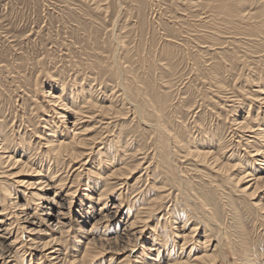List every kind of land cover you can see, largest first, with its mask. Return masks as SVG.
<instances>
[{
  "label": "rangeland",
  "instance_id": "obj_1",
  "mask_svg": "<svg viewBox=\"0 0 264 264\" xmlns=\"http://www.w3.org/2000/svg\"><path fill=\"white\" fill-rule=\"evenodd\" d=\"M72 90L91 95L82 120L93 152L83 162L95 161L111 187L106 205L82 197L93 166L46 152L63 128L57 114ZM133 104L146 113L144 123ZM148 122L161 123L172 139L162 140ZM246 122L264 129V0H0V220L28 213L31 235L49 240V203L37 199L36 182L59 163L44 189L55 197L52 184L62 178L65 189H76V206L62 219L71 226L55 245L62 251L56 264L79 260L92 236V251L102 252L87 264H118L129 252L119 243L117 254L106 241L128 233L138 215L146 227L129 246V264H154L156 250L164 264L183 261L181 236L195 221L222 238L227 260L215 264H264V183L253 192L251 175L238 181L244 169L256 174L263 159L254 133L243 135ZM105 154L110 166L101 161ZM9 193L13 204L3 210ZM113 205L118 214L92 227ZM6 237L9 245L13 237ZM154 239V255L142 254ZM17 254L12 264H50L37 260L39 252L32 261Z\"/></svg>",
  "mask_w": 264,
  "mask_h": 264
},
{
  "label": "bare ground",
  "instance_id": "obj_2",
  "mask_svg": "<svg viewBox=\"0 0 264 264\" xmlns=\"http://www.w3.org/2000/svg\"><path fill=\"white\" fill-rule=\"evenodd\" d=\"M119 71L117 73L119 76H121L123 73L121 74V73H119ZM117 73H115V75ZM123 80H124V77H123ZM121 86H122L121 90H122L123 94L128 98L127 88L125 87V85H123L122 82H121ZM49 94L55 99L60 98V96H58L57 93L55 94L54 92H50ZM46 96H47V94H46ZM68 97H67V99H70L71 102L66 101V103L63 106H61V107H63V110L58 112V114H57L58 115L57 119H59V122L62 124L61 126L63 128H61L58 135H52V136L50 135L51 137L47 142L48 146H47L46 152H49V154L51 153V155L55 158H62L63 160H69V164L72 161L75 162L76 160H77L76 161L77 163H81V162H83L85 157L91 158L90 154H92V152H93V149L89 148L90 138H87V135H86L87 131L89 129L83 128L85 124H83V120H82L84 117L83 114L85 112L83 107L86 103H88V101H90L91 95L89 92L83 93V92H80V90L77 92L76 91L74 92L72 90L71 92H69ZM126 97H124V98H126ZM130 99H131V97H130ZM133 110L136 113V116L139 117L140 122L144 123L146 113L141 111L140 107H138V104L134 105ZM51 118H54V117H51ZM146 118H148V117H146ZM244 119H246V118H244ZM243 123H245V122H243ZM251 123L246 122V125L242 124L240 126H241V128L242 127L247 128L243 132L244 136H247V134H246L247 132L254 133V136L256 137L255 139L259 140L261 145H263V148H258L255 151L256 152L255 155L261 156V158H263V159H261L262 162H261V164L258 165L259 167L256 169V171H257L256 174H254L251 171H247V169H244L242 172L244 175H242L238 179V181L243 176L247 177V176L251 175L252 176L251 179L254 180L253 184H256V182L258 184L260 182L264 183V129L260 128V124L255 123L254 125L253 124L251 125ZM54 125H55V122H54ZM146 125L153 128L161 136L162 140H164L163 137H166V136H167V139H169V140L172 139V137H170L168 131H166V128L161 123L148 122V123H146ZM251 137H252V135H251ZM246 139L249 140V137H247ZM219 140H221V138ZM162 143H164V141ZM249 143L251 144L252 142H249ZM89 150H90V152H88ZM199 150L195 151V153L193 151L189 150L188 154H194L195 157H199V156L201 157V156H203V154L205 152H202ZM211 152L212 151H210L209 153H211ZM205 160H207V159H205ZM253 160L256 161L257 158H254ZM101 161L104 162L106 165L110 166L113 162V158L110 157L108 154L107 155L105 154V156L101 159ZM17 162H19V160L15 161V163H17ZM94 162L95 161L91 162V160H90V162H89L88 160H86L85 162H83L81 164L80 167H78V168H81L84 165L85 166L86 165L93 166L92 167L93 170H90V168L88 170V171H90L92 178L88 181V183L86 182L87 183L86 188L83 189L85 191V193L82 194V197L85 196L88 199H91L97 203L104 202V204L106 205L107 201L105 200V198L108 199L107 196L110 193L111 187L109 185L105 184V179L104 180L101 179L102 173L99 172L100 167L96 166V162L95 163ZM208 162H209V158H208ZM58 165H59V163L54 165L53 168L51 166L48 167L47 171H46L48 177L47 176L43 177V178L40 177V178H38L39 181L36 182V184H38V187L40 188V189L39 188H37V189H39V191L41 190V192L36 193L37 199L40 200L41 202L47 201L49 203L48 211L45 210V216L48 219V221L52 222L51 224L54 226V228L49 227L52 231V233H50L49 235L47 234L50 237V239L46 240L45 242H42L40 239V235H39L40 233L38 234L37 231L35 232V233H37L36 236L31 235L33 229H30L29 226H27L25 224V223H30V219H29L30 216L28 213L25 214V217L24 216L23 217L12 216V215H15L14 213H18V212H14L12 215L8 214V216H11L12 218L7 217V219H5L7 221H5L4 219L0 220V256H1L0 258L3 257L4 261H2V262H4L5 264H12L16 260V254L18 252L19 253L23 252V255L29 254L30 261H32L33 258L38 257V255L35 254L36 252H39L40 253L39 255H41V257L37 258V260H42L45 258L49 261L50 264H56L55 260L59 259V256L62 253V251H60V249H59L60 247L56 248L55 245H59V243L62 241L61 239H63L64 234L69 232V230H66V228H67V226L70 227L71 225H69L68 223L65 224L62 221V219L66 218L70 214H73V211L75 210L76 203H74L75 202L74 191L76 189L72 190V188H69V187H68L69 189H67V188L65 189L64 188L65 184L63 182V179L60 178V179L56 180L55 183L52 184V188L57 189L56 196L53 198H50V196L47 195L46 192H48V190L44 189V188H45V186L47 187L48 185H50V182H52V180H50V177L53 178L54 172L57 173V170H58L57 166ZM214 166H216V165H214ZM234 167H235V165H234ZM111 168H112V170H110L111 172L107 175L108 178L115 175V171L113 170V167H111ZM217 170H219V169H217ZM220 172H221V169H220ZM249 172H250V174H249ZM51 174H52V176H51ZM44 178H47V180H45ZM231 178H232V176H231ZM48 180H50L49 183H47ZM253 184H252V186H253ZM257 184L254 187L253 192L257 189V186H258ZM34 185H35V183H34ZM30 186H31V184H30ZM248 187H250V186H248ZM58 189H60V190H58ZM66 190H68L67 194H66L67 199H64V197L62 198V196H61L62 195L61 192L66 191ZM249 194H251V193H249ZM11 197H12V195L10 193L7 194V198L10 199L9 200L10 204H8V206H6L3 210H6L12 206L13 202L11 201ZM255 204H257V203H255ZM196 205L197 204H195V206ZM54 207L58 209L57 213H56V211H54ZM112 208L114 210L113 209L109 210L106 214H99L100 216L93 222L92 227H95L96 225L100 224L101 221H103V220L105 221V219L108 217L110 218V217L116 216L119 212V205H113ZM263 208H264V205H263ZM196 209L202 215H204L206 217L203 207L197 206ZM188 214H189V212H188ZM191 218H192V215H191ZM191 218H189V219H191ZM142 219H143V217L138 215L129 223L128 227L126 226L127 227V229L125 228L126 231H129L131 233L125 232L124 235H120V236H116V237L114 236L115 237L114 240H112V238L107 239L106 242H107V244H109V248L113 249L114 247L113 246L110 247V245L114 244V246H116V250H117V249H119V246H121V244H124L122 249H124L125 251H123V252H129V254L124 259H121L120 262H118V264H129L130 259L133 255V248H135V246H136V245L134 246V243H136L141 238L142 233L145 231V227H146L145 224L139 226V222H141ZM15 222H17V224H15ZM202 223H204V222H202ZM212 224H214V223H212ZM215 224H216V227L218 226L219 230H222V226L219 223H215ZM106 225H108V223H106ZM184 227H185V224H184ZM221 232H223L224 237H225L224 231H221ZM35 233H33V234L35 235ZM42 233L44 234L45 232H42ZM27 234H29V235H27ZM6 236L13 237V239L11 240V243L9 245H6L2 242V239H4ZM217 236H219V235H217ZM181 237H182L183 242L179 245V247L181 248L182 251L184 250V260L183 261H177V260L169 259L168 262L166 261L167 264H215V263H218L219 261H222V259L227 260V258H226L227 252L225 250L222 238L219 237V239L218 238L214 239L213 235L211 233V230L208 228V226H206V225L202 226V225H200L199 222H196V221L192 222L191 223V229L189 231L184 230V233L182 234ZM6 238H8V237H6ZM86 239H87V242L85 243V249H84V251H81V257L79 255L80 259L76 260V258L78 256L74 258L75 261L73 259H70L73 261L69 262L70 261L69 260L68 261L69 264H87V262L90 261L88 259H93L98 254H100V252H102V251H100V252L99 251H92V250L98 248V245H97L98 240L95 239L94 236H92L91 238L87 237ZM156 241H157V239H154V241H153L154 244L152 247L146 248L145 246H143L142 247L143 248L142 254H144L146 252V250L148 249L147 252H149V254H151V255H154V251L156 250V247H154V246L157 245ZM100 243H101V245H103V242H100ZM119 243H121V244L119 245ZM129 246H132L133 248L129 247ZM13 248L16 251H13ZM41 249H42V251H40ZM49 249H50V251H48ZM126 249H129V250L126 251ZM156 251H157L156 259H151V260H153L154 264H164L162 262V259H159L162 252L160 250H156ZM103 252L114 253V251H103ZM120 252H122V251H120ZM117 254H118V250H117ZM54 255H56V257H54ZM111 256L114 257L115 254H112ZM133 258H134V256H133ZM10 259H12V260H10ZM147 259H150V258H147ZM9 260H10V262H8ZM144 260H146V259H144ZM65 262H66V259L63 260V263H65ZM63 263H61V264H63ZM141 264H146V263L144 261V263H141Z\"/></svg>",
  "mask_w": 264,
  "mask_h": 264
}]
</instances>
